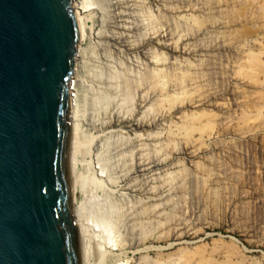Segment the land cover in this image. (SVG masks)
I'll return each mask as SVG.
<instances>
[{
	"label": "rangeland",
	"instance_id": "rangeland-1",
	"mask_svg": "<svg viewBox=\"0 0 264 264\" xmlns=\"http://www.w3.org/2000/svg\"><path fill=\"white\" fill-rule=\"evenodd\" d=\"M153 1L95 0L100 17L89 23L97 29L83 57L78 89L82 139L138 110V100L147 96L141 80L158 73L154 65L176 73L191 69L205 87L194 94L197 84L192 85L189 94L174 103L166 96L172 95V80L164 78V89L160 88L165 93L160 96L159 86L160 93H148L144 113L138 114L152 130L136 139L117 127L106 129L98 148L81 152L84 218L94 231L95 224L100 227L95 231L98 238L112 231L124 240L133 236L135 242H143L159 231L154 230L156 220L142 211L152 198L139 195L146 198V191L156 192L162 194L163 204L173 197L165 208L159 207L158 219L162 226L166 222L159 229L180 223L194 230L192 237L149 241L138 252L121 246L106 264H145L140 259L145 256L150 259L147 264H264V0L252 3L244 20L223 19L226 9L216 6L218 11H211L213 0ZM119 8L127 15L124 33L116 20ZM193 15L208 18L201 20L203 27ZM251 15L256 19H248ZM120 36L123 40L116 42ZM164 43L176 52L163 54ZM138 47H144L142 52H133ZM160 99L164 105L157 103V110ZM185 148L191 154H180ZM140 153L147 162L169 168L133 182L131 167ZM100 167L105 170L102 178ZM129 184L132 190H127ZM182 186L190 190L181 193ZM200 186L208 189L196 197L199 208L192 209V194Z\"/></svg>",
	"mask_w": 264,
	"mask_h": 264
},
{
	"label": "water",
	"instance_id": "water-1",
	"mask_svg": "<svg viewBox=\"0 0 264 264\" xmlns=\"http://www.w3.org/2000/svg\"><path fill=\"white\" fill-rule=\"evenodd\" d=\"M86 0H0V264H88L77 109Z\"/></svg>",
	"mask_w": 264,
	"mask_h": 264
},
{
	"label": "bare ground",
	"instance_id": "bare-ground-1",
	"mask_svg": "<svg viewBox=\"0 0 264 264\" xmlns=\"http://www.w3.org/2000/svg\"><path fill=\"white\" fill-rule=\"evenodd\" d=\"M213 1H214L213 2L214 4H212L213 5L212 6L213 10H211V11H214V12L218 11L216 6H220L222 8H225L226 12H221V14L223 16V19H226V20H228V18L232 19V20H244V19H246L247 18L246 14L249 12V8L252 6V3L259 4V2H260V0H252V2H249V3H246L245 0H244V2L242 0H213ZM153 2H155V0ZM94 5L97 6V2H95V0H86L85 12L87 14L89 23H90V21L97 20L100 17V16H97L98 11L95 10L96 8H95ZM209 5H211V4H209ZM93 6H94V8H93ZM227 10H228V12H227ZM118 11H119V13L116 14V20H118V25L120 26L119 27L120 32L124 33V32L127 31L126 22H125V20H127V15L125 14V10H123V8H119ZM256 15L259 17L258 13ZM250 18H252V20L256 19V17H252V15L248 19H250ZM207 19L208 18H199L196 15H193V17H192V20L197 21L196 24L199 27H203V25H204L203 21L201 22V20H207ZM94 26H95L94 23H93L92 26H90V28L92 30L91 34L94 31H96V29H97ZM122 40L123 39H122L121 36L118 37V39H115L116 42H121ZM160 45H163V44L161 43ZM164 45H165L164 47L160 46V49L162 48V50H165V51H163V54H164V52L167 53V50L170 51L171 54H174L176 52L175 48L174 49L173 48L169 49V46L167 44L164 43ZM143 49H144V47H138V48L133 49V52H134V50L137 51V52H142ZM165 56L163 57V55H162L163 58H165ZM164 63H165V61L163 62V64ZM154 64H157V63L154 62ZM157 66L158 65H154V68H156L158 70L157 74L155 73V74L146 75L144 77V79L141 80V82H142V84L144 86H146L145 84H148V87H144L143 86V89H142V93L146 94L147 96H148V93H150V94L158 93L159 92L157 90L158 86H159V89H161L160 86L162 87L165 84V83H163L164 82V78L167 79V77L172 80V84L169 83V85L172 87L173 91H172V95L170 94V95H166V96H169L168 98L171 97L173 99L174 103H177L178 101L183 100L182 96H185V95L187 96L189 94L190 87H192V85H196L197 84L196 92L194 94L200 93V91L203 90V88L205 87V86H202L200 84V80L199 79L201 77L200 76H194L193 75V71L191 69H189L187 71L185 70L186 72H183V73L182 72L181 73H176V72H171L172 70L170 72H168V70L165 71V70H163L164 68L163 69H159ZM163 66H166V65L164 64ZM169 82H170V80H169ZM139 85H140V83H139ZM167 85H168V83H167ZM165 87H167V86L165 85ZM162 89H164V86H163ZM162 89L160 91L161 92L160 96H162L163 93H165V92H162V91H165V90H162ZM135 90H137V89L135 88ZM78 92H79V90H78ZM138 95L140 96V94H138ZM139 96H138V98H140ZM147 96L142 95L141 98L138 100V102H137L138 103L137 104L138 110L137 111H135L133 113L131 112L128 116L126 115L125 117L123 116V117L115 118L114 120H112L108 124L107 127L106 126H101L100 128H98L96 134L89 133L88 140H87V137L85 138L86 141H87L86 142V141H84V139H82V135L83 134H81L83 129H82L81 119H80V113H81L80 104H79L80 103V96H79V93H78L77 102H76V109H77V133H78V173H79V176H80V180H81V177H83L82 176L83 174L81 175V167H80V162H81L80 161L81 160L80 154H81V152L84 151V149L85 150H90L91 148H94V149H95V147L98 148L100 146V144H102V142L105 139V130L106 129H113V128L117 127L118 131L121 132L122 134L127 135V137H134L136 139L143 138V135L145 133H147L150 130H152V127H150L149 125L143 123L142 120L139 118V115H138V114L141 115V114L144 113L143 110L148 104L146 102L147 101ZM162 98H163V101H164V97H162ZM168 100H165V101L167 102ZM163 101H162V99H160L159 101L156 102L155 106L158 103L159 107H162L164 105ZM151 108H153V106ZM154 110H156V109H154ZM157 110H159L158 107H157ZM160 110H161V108H160ZM156 112H158V111H156ZM167 127H170L168 129L173 128L171 126H167ZM168 131L169 130H167V132ZM155 134H153V135H155ZM156 135L158 136L159 133L156 134ZM168 136H170V135H168ZM83 138H84V136H83ZM172 139L171 140L168 139L166 142L169 141V143H171ZM171 144H173V143H171ZM162 145H164V144H162ZM174 146H175V144H174ZM173 150H175V149H173ZM184 151H188L190 153V150L188 148H185L183 150V152H182V150H180V154H182V153L185 154ZM84 152H86V151H84ZM92 152H93V150H92ZM82 154H83V152H82ZM172 154H173V157H174L176 155V152H174ZM147 161H150L149 158L145 159L144 155L142 153L138 154V158L135 160V163L133 162V164H134V165L132 164L133 167H131V168H133V173H132L133 178H134L133 182L134 181L137 182L140 178H143L145 180H149L150 178L155 176V173L158 170H160V168H163V167L164 168H169V164H166V165H163V166H159L158 163L147 162ZM179 163H185V162H183V160H181V162H179ZM161 164H163V163L161 162ZM192 164L193 163H191V165ZM193 168H194V165H193ZM99 170H100L101 178H102V176L105 173V170H104V168H101V167H100ZM96 174H97L98 177H100L98 169L96 170ZM84 187H85V185H84ZM129 188H130V190H132L134 188V185H130V184L127 185V190ZM207 189H208L207 186H200L198 188V190H197V193H193L192 194V198H191L192 199V202H191V208L192 209H198L199 208L198 204L195 202L196 197L199 194L206 192ZM189 190H190V187L188 188V187L182 186V188L180 189V192L181 193H187ZM131 192H133V191H131ZM85 193H86V191L84 190V195H85ZM147 193H148V191H146L145 194H144V195L147 196L146 198L144 196H142V195H139V197L140 198H144V200H149L150 198H152L151 201H149L148 203H146L143 206L142 211L147 215L148 219H154V221L156 220L155 222L157 224V227L154 230L158 229L159 232L156 235H154L153 238H151V236L149 238H147V237L142 238V240H144L143 242L141 240L139 242H135L137 240H135V237H133V236L128 238L127 240H124L120 236L117 237V235L113 234L112 231H108V233H107L108 237H104V238L102 237L103 239H101V236H99L100 238H98V234L95 231H96L97 228H100V227L97 226V224L94 223L96 225V229L94 231V225H89L88 222L86 221L88 219L85 220L84 215H83L82 226H83V233H84V239H85V245H86L88 264H106V262L109 260L110 254L116 248H119L121 246H126L127 245V249H133L134 248V250L136 252H138V251H140V248L144 244L149 242V241H152V242L154 241L155 243L156 242H163V241H165V243H168V242L170 243V242H173V241L174 242H181L183 240L190 239L192 237L191 232L194 231V230H189L190 227L181 226L182 224H180V223H179V225H178V223H176L174 225V227L171 228V229H168V230H165V231H163V229L160 230L159 229L160 225H161V227H163L164 223H166V222H164L163 226H162L161 220L158 219V217L160 216V212H162V209H159V207L160 206H164V208H165V205L169 201H172L173 197H170L169 200H165V202L163 204L162 202L164 201V199L162 198V194H157L156 192H153L152 195H147ZM114 235H116V236H114ZM139 236L140 237L142 236L141 233H140ZM151 250H153V249H151ZM132 252H133V250H132ZM140 259H141V261H144L145 264L150 262L149 261L150 259H148L147 256H145L143 258H140ZM179 259H182V257H180ZM118 264H129V262H128V260H126V261L125 260H121V261L118 262ZM155 264H158V262H156Z\"/></svg>",
	"mask_w": 264,
	"mask_h": 264
}]
</instances>
